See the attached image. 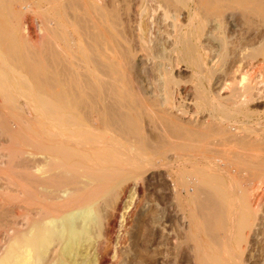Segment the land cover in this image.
I'll return each instance as SVG.
<instances>
[{"label":"bare ground","instance_id":"obj_1","mask_svg":"<svg viewBox=\"0 0 264 264\" xmlns=\"http://www.w3.org/2000/svg\"><path fill=\"white\" fill-rule=\"evenodd\" d=\"M157 1L181 9L190 0ZM196 4L205 18L219 21L232 6L264 24V0ZM105 11L100 0H0V158L9 150L2 135L23 146L0 160V179L8 182L0 194L7 235L0 264H105L95 251L108 209L114 230L123 192L132 191L131 204L140 180L160 169L170 204L187 221L193 264H242L264 197V119L250 124L241 106L253 100L256 73L264 102V47L235 89L212 95L193 23L173 24L171 51L191 64L196 82L179 84L160 63L161 82L148 94L132 80L118 20ZM27 13H37L34 36ZM140 48L153 56L146 43ZM181 93L185 107L176 100Z\"/></svg>","mask_w":264,"mask_h":264},{"label":"rangeland","instance_id":"obj_2","mask_svg":"<svg viewBox=\"0 0 264 264\" xmlns=\"http://www.w3.org/2000/svg\"><path fill=\"white\" fill-rule=\"evenodd\" d=\"M126 3L129 6H127ZM100 4L104 11L106 10L105 12L109 13L108 20H110V14H115V20H118L116 22L119 24V30H121V42L129 51L130 64L128 69L131 78L139 85L141 91L148 92V94L154 92L155 87L160 84L161 80L159 79H161L162 76L161 71L164 70L162 66L168 68L167 65H169V74L177 79L179 84H195L196 82L194 78L191 77V64L178 59L177 54L174 51H171L173 24L180 22L193 23L192 27H190L193 32L192 43H198V46L200 45L197 52L205 58L208 69L210 68L207 76L208 79H205L203 84L205 88L210 90L209 92H211V94L213 93L212 95H217L220 90L227 86H232L230 88L235 89L233 86H238L237 82L240 78L239 74H241L244 67L249 61H254L260 58L263 52L264 24L259 21L257 22V20L254 19H251V22H248L247 17L236 7L235 9L234 7L232 8V6L227 8L218 21L213 19L215 17L214 15H212L210 19L209 17L205 18L203 10L196 4V0L188 1L186 6H183L181 9H176L172 5V8L166 7L157 0H145L144 2L142 0H102L101 2L100 0ZM142 4L144 5L145 10L141 13L140 6ZM108 10H112V12ZM34 16H37V13L26 14L25 23H29L28 26L30 27L32 26L30 19ZM27 17L29 18L27 19ZM189 18L191 19L189 20ZM176 20L177 22H174ZM30 27L31 35L34 36V27ZM121 34L124 36L123 38ZM141 41L144 44L146 43L153 56L149 57V55L147 56L145 54V51L141 50ZM253 46L258 50L256 48L254 49ZM158 53H160V55ZM160 63H162V66ZM178 67H186L187 71L178 74ZM160 69L161 71H159ZM236 69H238V71ZM176 74H178V76ZM230 76L234 77L231 78ZM231 79L233 83L231 82ZM233 80H235V82L238 81L234 83ZM261 80V75L256 73L252 82L256 87L254 89L255 92L253 91V100L245 101L246 104L244 102L241 106V109L249 114L250 124H254L253 122L262 121V119H264V102L258 101V90H261L260 88H262V85H260L262 84L260 82ZM238 84L240 86L241 83ZM255 94H257V96ZM176 100H179L180 107H185L186 101L182 93L176 94ZM196 116L198 121L206 117L205 114H197ZM25 129L26 128L23 130ZM14 136L17 138V135ZM11 139L12 138L7 135L1 136V141L6 142L3 143V146H6L9 149L8 152L17 153L16 149L23 148V146L20 145V143H18L19 146L14 145L15 142L18 141L16 139L12 142ZM5 151H3V157H1L0 160L6 163L9 153L7 150ZM17 159L19 160L18 156L14 159L13 163L18 162ZM5 171L7 174H10V171ZM154 171L150 172L140 180L141 183L137 192L138 194L136 193L131 204L132 191L126 190L123 192L124 195L122 194L121 202L122 213L119 211L115 226L116 228H114V230H111L106 222L110 212V208L108 209L105 224L102 229L103 237L101 236V247H99V250L101 251H95V254H97L98 257H103L104 255L106 259L105 264H193L191 252L192 242L185 237V231L183 230L187 227V221L183 215L177 213L178 210L176 207L170 204V199H168L166 193V185L168 184L166 182L168 181L164 178L165 175L163 170L160 169ZM6 188H8V182H5L4 179H0V194L6 195L2 193ZM261 189L263 191V187ZM128 204H130L129 208L127 207L126 209ZM122 208H125L126 210ZM121 215H123V217H121ZM258 216L260 218L258 217L256 220L257 225L255 226L246 247L242 251L243 254L241 253L242 264H264V197L259 205ZM6 240V233L3 230H0V246ZM187 246L189 248H187Z\"/></svg>","mask_w":264,"mask_h":264}]
</instances>
